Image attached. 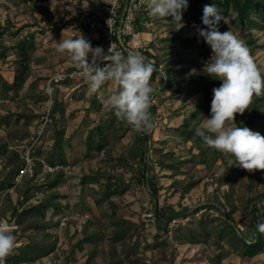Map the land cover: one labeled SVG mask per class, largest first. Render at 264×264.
I'll return each instance as SVG.
<instances>
[{"label": "trees", "instance_id": "trees-1", "mask_svg": "<svg viewBox=\"0 0 264 264\" xmlns=\"http://www.w3.org/2000/svg\"><path fill=\"white\" fill-rule=\"evenodd\" d=\"M10 1L15 6L22 3L23 12L29 14V22L14 30L8 14L3 23L0 22V63L9 62L11 65L9 77L4 76L0 69V96L15 100L30 77L32 63H38L50 56L49 49L45 54H35L37 35L48 31L58 33L69 20L56 26L55 14L46 4L49 0ZM92 1L102 4L101 0ZM188 4L181 23L173 21L172 17H152L154 35L148 44L145 59L152 62L155 67L151 81L159 77V68L165 74L164 84L154 88V93L173 89V94L183 92L184 102L187 99L194 100L190 112L176 127L177 134L182 140L190 142L188 156L184 157L176 154L172 149L165 150L163 147L155 146L152 142V130L147 133L137 130L126 154L113 156L111 154L113 142L121 139L134 127L119 119L111 105L106 110L108 114L106 117L100 113L96 121L88 117L91 111H100L105 97L99 93L105 84L98 91L89 93L87 83H73L68 78L52 82L51 105L45 113L48 120L42 135H38L37 130L29 131L32 115L19 106L14 110L6 107L4 112H0V130H2L0 132V222L4 220L7 224L14 225L12 229L16 237V247L6 258L5 264H35L44 257L50 260L49 264H55L58 257L55 246L56 236L50 229L58 225L62 215L71 207L67 195L60 191V186L66 180V168L71 167L76 161L69 160L65 150V146L72 148V139H78L84 145L83 158H92L95 156L94 153L97 155L103 153L109 159L114 157V162H108L107 167L89 169L78 176L77 204L81 207L80 213L87 216L80 229H75L70 236V238L75 236V240L71 242L69 251L65 254V263L68 259L73 260L72 254L78 249L83 251L82 254L85 256L83 264H174L173 256L165 254L169 244L164 236L168 231H172L175 240L191 243L206 242L210 236L207 223L214 220L206 210L215 207L211 204L202 205L200 208L205 210L196 220L195 225L178 223L171 228H168V225L161 226L156 216L163 221L168 212L175 209L170 204L158 205L156 202L161 187L158 170H168L166 174L173 183H185L182 187L184 194L197 186L200 181V178L191 177L189 165L202 164L210 167L216 162H222L226 167H235L238 176L245 174L248 176L244 199L248 205L246 215L249 220L245 225L242 224V230H237L235 225L229 223L231 212L224 211L222 214L224 225L217 230L219 235H226L233 250L241 257H253L264 251V233H261L257 227L259 223L264 222V190H253L259 176L254 171L248 172L236 167L233 163L237 160L233 154L209 147L195 135V128L203 126L200 124L201 119L210 118L212 89L219 87L222 81L204 72V64L200 57H208L212 49L203 37L198 34L182 33L184 28L203 25L204 6L215 4L223 17L219 30L230 31L232 23L242 25L245 30V43L264 75V55L261 56L260 61L255 56L257 51L264 50V40H259V35L264 34V0H188ZM229 15L233 16L231 22L226 20ZM32 25H37V28L30 29ZM159 26L163 27L167 34L159 35L156 31ZM5 34L11 36L10 42L6 41ZM84 36L91 41V44H101L98 39L89 35V31ZM200 45L201 49H198ZM10 54L13 57L8 60ZM178 65L180 68H176ZM190 65H195V73L186 77V85L181 88L182 81L178 78V74L182 69L187 70ZM73 68L75 66H67L58 71H69ZM64 85L70 87L72 95L78 93L84 97L85 94H89L86 97L87 104L83 108L82 120L69 134L66 133L65 101L59 96ZM118 90L119 84L115 92ZM249 107L243 114L235 115L234 123L236 126H247L264 135V95H254ZM150 112L153 120L158 112L156 103L151 104ZM20 120L24 122L18 127ZM42 121L40 119L39 124ZM14 129L21 131L17 137L14 136ZM45 139L50 141L48 145L44 144ZM26 149L29 151L25 156ZM230 158L232 162H229ZM44 163L57 167L53 170H45ZM119 165L125 166L132 172L127 180H124L123 173L116 172ZM183 165L188 166L184 168ZM179 176L182 178L179 179ZM131 181L137 186L145 187L149 194L152 213L151 218L147 217V220H150L148 223L143 221L137 223L122 215L111 198L124 193ZM92 184H97V188ZM228 194L227 192L223 194L226 201ZM89 197L97 208H101L103 202H107L108 208L102 209L99 216L95 215L87 200ZM215 201L221 205L223 203L217 196ZM48 209L52 210L50 216H47ZM188 211L181 217L189 213ZM150 224L155 229L152 234L146 231V225ZM108 229H110L109 233L105 236L104 231ZM104 243L107 246H104ZM146 251L153 253L149 260L140 256ZM155 252L160 253L159 260L155 259Z\"/></svg>", "mask_w": 264, "mask_h": 264}, {"label": "rangeland", "instance_id": "rangeland-1", "mask_svg": "<svg viewBox=\"0 0 264 264\" xmlns=\"http://www.w3.org/2000/svg\"><path fill=\"white\" fill-rule=\"evenodd\" d=\"M102 3L108 0H101ZM46 4L53 10L55 14V24L59 26L64 21L76 17L80 12L92 8L95 1H85V0H49ZM6 14L10 16L13 22L12 30L18 26L29 22V14L23 12L22 3L19 6H15L10 0H0V22L3 23ZM35 16H38L35 14ZM233 19L232 15L227 17V21L231 22ZM184 26V25H182ZM200 28L206 27L205 25L199 26ZM37 25H32L30 29H36ZM146 33L148 29H143ZM159 35L162 36L167 34L163 30V27L159 26L156 30ZM238 38L243 40L245 30L242 25L232 23V28L230 30ZM186 35L198 34L195 27L184 28L182 31ZM148 38H152L154 31H149V34H145ZM259 40H264V34L259 35ZM7 42H10L11 36L5 34ZM70 38L68 30L66 28L62 29L58 33H52L50 31L41 33L36 37V55H42L46 53L49 49L50 56L45 59L40 60L38 63H32V70L27 83L20 91L17 99L8 100L0 96V112H4L6 107L14 110L18 106L23 109L28 114L31 113L32 117L29 122V131L34 132L39 130V135H42L46 129V125L39 124L40 119H44L45 113L49 110L51 105L50 95L48 94L47 80L49 76L59 72L61 68H66L67 66H74L71 57L67 53H60L56 50V46L59 40ZM95 47V44H92ZM201 49V45L198 47ZM212 55V50L209 52L208 57H200L202 64L206 62ZM264 55V50L257 51L255 56L260 61L261 56ZM13 56L10 54L8 60ZM180 68V65L176 66ZM0 69L4 76L9 77L11 65L9 62L0 63ZM196 70L195 65H190L187 70H181L178 74V78L182 81L180 84L181 88H184L187 82V76L189 74H194ZM76 83L75 80H72ZM72 83V84H73ZM153 88L162 84L161 78H156L150 82ZM117 82L108 81L105 82L104 88L99 94H103L105 97L102 102L100 111H91L88 113V117L92 118L94 121L97 120L98 114H102L106 117L108 114L106 110L110 108L108 99L111 95L116 94L115 89L117 87ZM173 89L165 90L161 92H156V104L158 105L157 116L153 118L154 127L152 129V142L155 146L163 147L166 149H172L176 154H180L184 157L188 156V150L190 149V142L183 141L182 138L177 134L176 127L181 123L182 118L190 112L194 100L187 99V101L182 100L183 92L180 94H173ZM89 94H85L84 97L78 95V93L72 95L70 87L64 85L61 87L59 93L60 98L65 101V124L66 133L75 128L78 122L82 120L83 108L86 106V97ZM38 114V115H37ZM207 118H203L200 124L203 125ZM84 120V119H83ZM24 120H20L18 127L22 126ZM87 123V122H85ZM83 123V124H85ZM228 126H236L234 121ZM4 129V128H3ZM137 130L135 128L129 130L121 139L115 140L111 148V154L117 156L120 153L126 154L127 149L132 145L134 134ZM2 132V130H0ZM21 133L20 130L14 129V136H18ZM41 142V140H39ZM49 140L45 139L44 144L48 145ZM72 148L65 146L66 154L69 160H76L75 163L66 168V180L60 186V191L67 195L70 208L65 211L62 218L59 220L58 225L52 227L50 231L56 236V252L58 257L55 260V264H69L73 262L74 264H83L85 256L82 254L83 251L75 249L72 254L73 260L68 259L65 263V254L68 253L70 244L75 240V236H71L73 231L79 230L80 225L85 221L86 216L80 213L81 207L77 204L79 187L77 185L78 176L89 169H95L96 167H107L108 162L113 163L114 157L109 159L100 153L97 155L94 153L92 158H83L84 145L79 142L78 139H72ZM194 150V149H193ZM29 149H26L25 156L28 154ZM232 162V159H229ZM236 163V167H239ZM184 168L188 165H183ZM189 173L193 178H200L199 184L188 192L182 193V187L185 183H173L172 179L166 174L168 170L162 169L158 170L160 176L159 184L160 190L158 194L157 204H170L175 210H179L182 206H189V213L184 217H178L171 220L167 225L171 228L175 224L182 225H195L196 220L201 216L202 212L205 210L200 208L204 204H211L215 207L207 209L210 213V217L214 220L210 221L208 228L210 230V236L208 240L201 243H191L185 240H175L173 238V232L168 231L164 238L167 240L169 246L165 250L167 256H173L174 264H264V251L253 257H241L236 251L233 250L232 245L228 241L226 235L220 236L218 233V228L224 225L223 222V212H231V220H229L230 225L236 226L239 224H246L249 220L247 214L248 205L244 197L245 184L248 181L247 174L238 176L235 167H226L222 162H216L210 167L202 164H191L189 165ZM241 168V167H240ZM45 169V168H43ZM116 172L123 173L124 180H127L132 172L125 166H118ZM258 176L256 183L253 186V190H264V170L254 171ZM179 179L182 176L178 177ZM185 180V179H184ZM97 188V184H92ZM229 193L228 201L223 197L224 193ZM13 194V198H14ZM221 200L222 205L215 201V197ZM112 200L118 206V212H120L125 217L131 218V220L139 223L141 221L148 223L147 217L151 216L152 203L149 194L145 187L137 186L131 181L129 187L121 195H115L111 197ZM91 204L92 210L95 215L99 216L100 211L108 208L107 202H103L101 208H97L93 203L92 199L89 197L87 199ZM52 210L48 209L47 216H50ZM151 218V217H150ZM69 220V221H68ZM4 226L13 228L14 225L7 224L4 220L1 221ZM6 223V225H5ZM109 230L104 231V235L107 236ZM146 231L150 234L154 233L155 229L152 224L146 225ZM238 232V231H237ZM104 246H107L104 243ZM142 244L140 245V247ZM141 253V252H140ZM220 255V257H218ZM145 260H149L153 253L151 251H146L140 254ZM160 253L155 252V259L159 258ZM50 260L44 257L39 263L35 264H49Z\"/></svg>", "mask_w": 264, "mask_h": 264}, {"label": "clouds", "instance_id": "clouds-1", "mask_svg": "<svg viewBox=\"0 0 264 264\" xmlns=\"http://www.w3.org/2000/svg\"><path fill=\"white\" fill-rule=\"evenodd\" d=\"M188 6V0H148L147 3L150 17H172L180 23ZM222 20L216 5L206 4L202 16L206 27L194 25L198 35L212 49V55L204 62V72L222 81L219 87L212 89L210 118L202 127L195 128V135L207 146L233 154L242 169L264 170V135L247 126H228L235 121L237 113L243 114L250 108L254 95H264V75L247 44L231 31L219 30ZM56 50L71 57L93 92L108 81L119 84V90L108 99L119 119L141 132L153 129L150 108L155 90L150 81L155 67L152 62L138 53L124 56L112 44L106 54L101 46L93 47L81 33L78 37L59 40ZM257 227L264 233V222ZM15 247L13 229L0 225V264H5Z\"/></svg>", "mask_w": 264, "mask_h": 264}, {"label": "built area", "instance_id": "built-area-1", "mask_svg": "<svg viewBox=\"0 0 264 264\" xmlns=\"http://www.w3.org/2000/svg\"><path fill=\"white\" fill-rule=\"evenodd\" d=\"M147 3L148 0H108L80 12L76 17L69 19L62 29L66 28L70 37H77L80 33L84 35L89 31V35L98 39L101 43L96 44V46H101L106 54L112 44V47L124 56L132 52L138 53L146 59V50L150 38L145 34H149V31L153 28V20L148 15ZM143 29H148V32L146 33ZM158 72L160 74L159 78L164 84L165 74L160 68ZM64 78L75 80L77 84H88L76 67L69 71H59L49 76L47 80L49 95L51 93V83ZM87 90L89 93H93L89 84ZM156 97V93H153L152 103L156 102ZM47 120L48 118L45 116L42 124L46 125ZM37 134L39 135V130ZM27 162H29L28 158ZM43 165L45 170H53L57 167H52L46 163ZM0 225H4V223L0 222ZM237 228V230H242V225L237 223Z\"/></svg>", "mask_w": 264, "mask_h": 264}, {"label": "water", "instance_id": "water-1", "mask_svg": "<svg viewBox=\"0 0 264 264\" xmlns=\"http://www.w3.org/2000/svg\"><path fill=\"white\" fill-rule=\"evenodd\" d=\"M190 209L189 206H183L181 209L179 210H171L168 212V214L166 215L165 220L160 221L157 216H156V220L158 222V224H160L161 226H166L171 220H174L175 218L181 217L184 213H186L188 210Z\"/></svg>", "mask_w": 264, "mask_h": 264}]
</instances>
